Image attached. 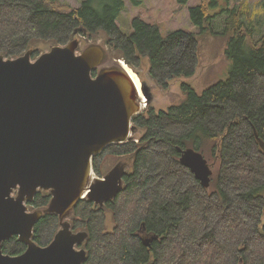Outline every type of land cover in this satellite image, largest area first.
<instances>
[{
    "label": "trees",
    "instance_id": "1",
    "mask_svg": "<svg viewBox=\"0 0 264 264\" xmlns=\"http://www.w3.org/2000/svg\"><path fill=\"white\" fill-rule=\"evenodd\" d=\"M126 1L142 5L140 0H83L74 8L59 0H0V55L15 59L33 50L36 56V44L64 46L102 34L114 60L138 74L148 59L149 74L164 89L173 79L195 75L199 36L183 30L163 34L140 18L132 20L128 33L118 24ZM189 1L178 3L185 7ZM229 1L189 10L199 35L214 19L226 18L229 77L202 92L183 82L181 103L165 111L150 106L134 116L133 124L144 132L138 142L105 150L130 159L132 167L113 201L100 206L84 199L75 206L71 228L89 234L81 246L88 253L83 264H264V32L255 39L257 27L245 24L253 21L249 8L230 7ZM261 6L264 14V2ZM187 148L219 161L213 187L204 188L180 163L179 149ZM102 155L93 159L97 174ZM47 194H39L33 208H46ZM57 230V216L44 213L34 241L49 245ZM151 238L145 246L143 239ZM25 250L17 236L3 243L12 256Z\"/></svg>",
    "mask_w": 264,
    "mask_h": 264
},
{
    "label": "water",
    "instance_id": "2",
    "mask_svg": "<svg viewBox=\"0 0 264 264\" xmlns=\"http://www.w3.org/2000/svg\"><path fill=\"white\" fill-rule=\"evenodd\" d=\"M80 44L54 46L34 62L32 50L16 59L0 55V264H83L87 251L76 246L88 234L74 232L67 219L85 194L99 203L119 189L122 164L91 183L92 161L128 139L139 91L121 61L105 66L102 44L79 55ZM141 90L147 95L143 83ZM181 162L209 187L212 172L201 153L188 149ZM38 189L52 199L46 210L28 212L25 203ZM44 213L59 216L61 230L40 246L34 228ZM14 236L27 246L18 256L2 248Z\"/></svg>",
    "mask_w": 264,
    "mask_h": 264
},
{
    "label": "rangeland",
    "instance_id": "3",
    "mask_svg": "<svg viewBox=\"0 0 264 264\" xmlns=\"http://www.w3.org/2000/svg\"><path fill=\"white\" fill-rule=\"evenodd\" d=\"M83 0H59L62 4H68L71 7H78ZM142 5L135 7L130 1H126V9L123 11L118 24L124 31L132 33L131 22L135 18H140L143 21L150 23L152 25H157L163 34L168 33L173 30H183L188 33H194L199 36L201 49L199 53V63L198 68L191 78L180 77L173 79L169 82L168 88H162L149 74V60L144 59L143 65L138 68L139 74L134 71L140 78L141 83L146 85L148 88L147 95L144 99L140 98L138 101L141 103L142 110L144 112L150 106L154 107L157 111L167 110L171 105L179 104L184 100V95L181 90V84L183 82L190 83L197 91L202 92L203 90L209 88L210 86L218 83L219 81L226 80L229 77L230 72L233 69V62L229 60L225 54L227 49L228 41L230 38V33L225 34L226 18H216L212 21L211 26L208 27L207 32L203 35H199V28L196 27L190 20L189 10L192 7L198 5L209 6L213 0H190L185 7H181L178 0H140ZM218 2V1H217ZM264 0H231L229 1L230 7L239 6V4L244 3L253 14V21L250 22L246 20V26L251 25L257 27V33L255 39H259L264 32V14H260L262 9L261 4ZM226 3H223L225 6ZM228 7V6H227ZM209 11L212 14L217 12L216 7H209ZM216 11V12H215ZM260 19V21H258ZM259 22V24L257 23ZM245 26V27H246ZM246 27V28H247ZM250 38H248V41ZM254 41V39L252 38ZM247 41V45L250 46ZM81 45L78 49L77 54H80L82 50L90 43L102 44L107 50L109 60L105 66H113V64H118L109 48L105 43V36L99 34L93 38L87 39L82 38ZM53 45L52 43H39L36 44L35 48L39 49L38 55L32 56V60L38 59L41 55L48 53ZM121 64V63H120ZM141 75L144 81L139 76ZM150 93V96L148 94ZM142 93V92H141ZM134 125V124H133ZM139 130V129H138ZM144 132L139 130L134 133L135 142H138V137H140ZM205 159L208 161L214 174L219 167V161L212 157L209 153H202ZM101 162V174L93 172V177H103L110 170H112L118 162L129 160L130 164L127 166V172L131 171V160L125 157H117L114 155L107 154V151L100 156ZM214 176V175H213ZM211 187L213 183L211 182ZM210 187V188H211ZM33 208H29V211H33ZM111 226L109 225V229ZM51 243V242H50Z\"/></svg>",
    "mask_w": 264,
    "mask_h": 264
},
{
    "label": "bare ground",
    "instance_id": "4",
    "mask_svg": "<svg viewBox=\"0 0 264 264\" xmlns=\"http://www.w3.org/2000/svg\"><path fill=\"white\" fill-rule=\"evenodd\" d=\"M121 62H122V64H121V66H123L128 72H129V74L131 75V77L133 78V80H134V82H135V84H136V86H137V88H138V91H139V93H138V96H137V103H138V105H139V107H140V112L138 113V114H140L141 113V110H142V106H141V103L138 101V99H140V98H142V99H144V102H145V94L142 92V90H141V87H142V83H141V80H140V78L137 76V74L133 71V69H131L129 66H127L126 64H125V62L124 61H122L121 60ZM142 92V93H141ZM138 114H136V115H138ZM136 115H134V116H136ZM134 116L132 117V119L134 118ZM139 130H138V128L135 126V125H133V122H132V120H131V125H130V133H129V137H128V139L125 141V142H123V143H119V144H127V143H129V142H135V136H133V134L134 133H137ZM262 144H264V143H260V145H261V148L263 149V151H264V148H263V146H262ZM112 145H118V144H112ZM112 145H110V146H112ZM109 146V147H110ZM188 149H192V148H187V149H184V150H181V149H179V151L181 152V156H180V163L182 164V162H181V158H182V156H183V153L185 152V151H187ZM192 150H194V151H196L195 149H192ZM196 152H199V151H196ZM199 153H201V152H199ZM202 154V153H201ZM203 155V154H202ZM204 157V156H203ZM127 159V158H126ZM204 159H205V157H204ZM206 160V159H205ZM207 161V160H206ZM130 164V161L129 160H126V161H122V166H123V174H125V169L127 168V166ZM207 164H208V161H207ZM92 165H93V161H92ZM184 167H186V168H188L193 174H194V176H195V178L201 183V185L204 187V188H207V189H209L210 188V186H211V180H212V176H213V170L211 169V167H210V165L208 164V166H209V169H210V171L212 172V174L210 175V185H209V187H205L203 184H202V182H201V180L199 179V178H197V176H196V174L189 168V167H187V166H185L184 164H182ZM131 167H132V164H131ZM123 174H122V176H123ZM121 176V177H122ZM121 177L119 178V182H118V186H119V189L115 192V194L113 195V197H112V199L124 188V186H123V184H122V181H121ZM107 201H112V200H107ZM87 234H88V232H86ZM88 237H89V234H88ZM88 237H87V239H88ZM86 239V240H87ZM155 238H151V239H143V242H144V244H145V246H150V243L154 240ZM86 242V241H85ZM84 242V243H85ZM87 255H88V253H87ZM87 258V257H86Z\"/></svg>",
    "mask_w": 264,
    "mask_h": 264
},
{
    "label": "flooded vegetation",
    "instance_id": "5",
    "mask_svg": "<svg viewBox=\"0 0 264 264\" xmlns=\"http://www.w3.org/2000/svg\"><path fill=\"white\" fill-rule=\"evenodd\" d=\"M180 156H181V154H180ZM179 159H180V158H179ZM119 164H122V162H118V163H117V165H119ZM117 165H116V166H117ZM116 166H115V167H116ZM115 167H114V168H115ZM114 168H113V169H114ZM113 169H112V170H113ZM110 171H111V170H110ZM110 171H109V172H110ZM109 172H108V173H109ZM108 173H107V174H108ZM126 173H127V170L125 169V174H123V176L121 177V181H122L123 186L125 185V180H124V178H125V176H126ZM107 174H106V175H107ZM106 175H104L103 177H100V179H101V180H105V176H106ZM18 191H19V189H16V190L12 193V197L16 198V197L18 196ZM42 192H46V194L48 193L47 195L50 196V199H49V200L52 199V195H51L50 191H43V190H41V189H38V191H37V192L35 193V195L33 196L32 201H31V202H26V203H25V205L28 207V212H35V211H37V210H39V211H43V210H46V209H47L48 206H47L46 208H43V209H35V208H33V206L31 205V204L33 203L34 200H37V196H38L39 194H41ZM116 196H117V195H116ZM116 196H115V197H116ZM115 197H114L113 199H112V198H107V199H104V200H112V201H113V200L115 199ZM84 199H85V200L93 201L90 197H86V198H84ZM84 199H83V200H84ZM93 202H94V201H93ZM108 202H110V201H104V202H99V203L94 202V203H95L96 205L104 206V205L107 204ZM49 203H50V202H49ZM29 208H33L34 210H33V211H29ZM46 214H47V213H46ZM54 215H55V214H54ZM56 216H57V215H56ZM41 218H42V217H41ZM57 218H58V230H57L56 234L61 230V222H60L59 216H57ZM40 220H41V219H40ZM40 220H39V221H40ZM67 220L69 221V218H68ZM37 223H38V222H37ZM37 223H36V224H37ZM35 226H36V225H35ZM34 229H35V228H34ZM76 233H77V232H76ZM56 234L53 236L51 242L55 239ZM34 236H35V234H34ZM14 237H15V236H14ZM17 237H18V236H17ZM18 239H19V237H18ZM7 240H8V239H7ZM33 240H34V239H33ZM37 244H38V243H37ZM49 244H50V243H49ZM84 244H85V243H83L82 245H84ZM38 245H39V244H38ZM40 246H41V245H40ZM46 246H47V245H46ZM2 248H3V246H2ZM84 248H85V247H81V246H79V245L76 246V249H77V250H81V249H84ZM26 249H27V246H26ZM25 251H26V250H25ZM25 251H24V252H25ZM3 252H4V251H3ZM24 252H23V253H24ZM4 253H5V252H4ZM23 253H22V254H23ZM5 254H7V253H5ZM7 255H9V254H7ZM20 255H21V254H20ZM11 256H12V255H11Z\"/></svg>",
    "mask_w": 264,
    "mask_h": 264
}]
</instances>
